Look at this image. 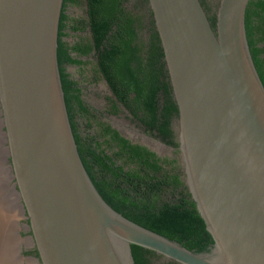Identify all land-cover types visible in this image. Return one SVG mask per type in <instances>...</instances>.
Listing matches in <instances>:
<instances>
[{"label": "water", "instance_id": "obj_1", "mask_svg": "<svg viewBox=\"0 0 264 264\" xmlns=\"http://www.w3.org/2000/svg\"><path fill=\"white\" fill-rule=\"evenodd\" d=\"M248 2L220 0L214 27L201 0H149L179 110L183 178L214 239L197 251L118 212L87 172L58 63L63 0H0V155L43 264H135L133 243L181 264H264V84Z\"/></svg>", "mask_w": 264, "mask_h": 264}, {"label": "trees", "instance_id": "obj_2", "mask_svg": "<svg viewBox=\"0 0 264 264\" xmlns=\"http://www.w3.org/2000/svg\"><path fill=\"white\" fill-rule=\"evenodd\" d=\"M127 0H86L88 20L67 12L63 0L58 35V63L65 101L78 151L96 188L118 212L134 222L189 249L208 251L214 239L200 215L176 159L162 157L146 145L134 143L106 121L83 134L79 119L94 124L92 107L68 65H86L94 53L96 72L108 82L120 102L151 133L175 147L171 119L179 116L163 47L154 23L149 22V44L138 38L141 16L128 10ZM202 1V0H201ZM204 5V2H202ZM206 11L214 27L216 15ZM245 26L250 51L264 84V0H249ZM90 28L91 37L70 44L66 36ZM116 107V106H115ZM135 264H181L154 250L132 244Z\"/></svg>", "mask_w": 264, "mask_h": 264}, {"label": "rangeland", "instance_id": "obj_3", "mask_svg": "<svg viewBox=\"0 0 264 264\" xmlns=\"http://www.w3.org/2000/svg\"><path fill=\"white\" fill-rule=\"evenodd\" d=\"M219 3L220 0H207L209 12L215 13V10H217L215 5L218 7ZM129 5L130 7L135 8L136 11L142 15H147V13H149V5H143L138 0H130ZM70 13H72L73 17L77 18L78 20H84L86 17L85 0H80L79 4L71 7ZM79 35L81 34L72 32L68 38H66V40L69 43H74L81 38H89L88 33H83L81 37ZM148 36V27H144L141 31V37L147 38ZM68 70L73 74V77L81 83L80 85L83 88V96L93 110V125L88 126L87 119L85 118L79 119L83 134L97 132L98 125L96 120L100 119L110 124L114 123L115 125L121 126V128L125 127L130 129L131 132L129 131V133H127L130 138L138 143H147L145 139H140L132 135L133 131L142 132L143 128L135 123V121L129 116L122 106H118L117 104L114 105V103H116L114 102V96L107 86L105 79L96 72L95 63L92 60H90L86 65H70L68 66ZM165 150L170 152V150H167V148ZM8 158L9 157L5 154L3 158L0 156V220H2V224L4 222L5 224L8 223V220H11L10 222H12L15 220V218L17 219V214L19 213L17 201L14 200V195L11 193L8 195L9 193H7L9 188H16V182L15 179L12 178L13 176ZM1 173L4 176H2ZM2 209L4 211L3 213ZM8 212H10V215H8ZM4 214H6V216ZM22 216L24 217V214H22ZM26 217L27 214H25L24 220H26ZM164 260L167 259L161 258L157 262H162Z\"/></svg>", "mask_w": 264, "mask_h": 264}, {"label": "flooded vegetation", "instance_id": "obj_4", "mask_svg": "<svg viewBox=\"0 0 264 264\" xmlns=\"http://www.w3.org/2000/svg\"><path fill=\"white\" fill-rule=\"evenodd\" d=\"M138 1L143 5L144 4L149 5L150 9H149V13H147V15H142L139 12H137L135 8L130 7V5H129L130 0H127L125 2V5H126L128 10L132 11L133 13H135L138 16H141V18H142V24L138 28L137 31H138L139 40H141V42L145 45L144 47L146 48V46H148V44H149L150 32H149V36L147 38H142L141 37V31L144 27L149 26V22L151 23V20L154 19V16H153V12L151 10L150 4H149V0H138ZM202 2H204V5L208 7L207 0H202ZM73 6H76V5L75 4H69L67 6V9H66V12L72 17H73V14L70 13V8ZM215 8L217 9L218 7L215 5ZM85 11H86V17L84 18V20H88L89 14H88V6L86 3V0H85ZM207 12H208V10H207ZM216 12H217V10H215V13H210V14L216 15ZM154 23H155V21H154ZM72 32L73 31H71V33ZM77 33L81 34V35H79L80 37L82 36L83 33H88L89 34L88 37L89 38L91 37V32H90L89 27H87L83 31H78ZM69 35L70 34H68L66 36V38H68ZM70 44H72V43H70ZM260 45L264 46V42L260 43ZM94 56H95L94 53H92L88 57L84 56L83 59H89L95 63L96 60H95ZM68 66H70V65H68ZM72 76H73V74H72ZM105 81H106V79H105ZM106 83H107V86L109 87L110 91L112 92L107 81H106ZM82 92H83V88H82ZM112 94H113V92H112ZM113 96H114V94H113ZM83 98H84V96H83ZM114 102H116V103H114V105L117 104L118 106H122L126 110V112L129 114V116L135 121V123H137L138 125H140L143 128L142 132L133 131L132 132L133 136H136L140 139H145L147 143L154 144V145H156L157 140L165 142L167 144L166 147H162L159 145V147L161 149H163V153L159 154L156 151L155 152L162 157L167 156V157H170L173 159L175 158L176 162L181 166V169L183 170V165H182V161H181V154H180V150H179L178 146L175 147L171 144H168L166 141L163 140L162 137L157 136L155 133H151L149 130H147V128L145 126H143L120 102L117 101L115 96H114ZM111 126L116 128L117 130H119L123 136L129 138L132 142L138 143L128 136L127 133H129V131L131 132L130 129H127L125 127L121 128V126L115 125L114 123H111ZM170 128L172 130V135H173L175 141L179 143V141H178V139H179V116H174L171 119ZM139 144H141V143H139ZM166 148H167V150H170V152L166 151L165 150ZM8 160L10 161V166H11L10 157L8 158ZM183 173H184V170H183ZM183 177H184V175H183ZM15 186H16L15 189L9 188L7 193H9L8 195H10V193L13 194L14 200H17L18 186H17V184H15ZM19 203H20V201H17V204H19ZM25 214H27V213L24 212V217L17 215V216H19V217H17V219L15 218V220H13L12 222H10L11 220H8V223H6V228L4 230L5 232H3V234L5 236L3 238H1V239H3L2 241L0 239V242L2 243V244H0V246H1L0 247L1 248L0 254H2V255H0V264H43L39 250L36 246L35 238L33 236V231H32L31 225H30V218L27 215L26 220H24ZM8 215H10V212H8ZM2 249H3V251H2Z\"/></svg>", "mask_w": 264, "mask_h": 264}, {"label": "bare ground", "instance_id": "obj_5", "mask_svg": "<svg viewBox=\"0 0 264 264\" xmlns=\"http://www.w3.org/2000/svg\"><path fill=\"white\" fill-rule=\"evenodd\" d=\"M0 156H1V155H0ZM1 174H2V173H1ZM2 176H4V175H2ZM4 180H5V179H4ZM0 183H1V182H0ZM0 190H1V189H0ZM1 203H2V202H1ZM2 210H3V209H2ZM4 224H5V222L2 224V220H0V228L3 229V227L6 226V224H5V225H4ZM7 225H8V224H7ZM5 228H6V227H5ZM2 229H0V230H1L0 233L3 232ZM4 232H5V231H4ZM6 232H7V231H6ZM1 234H2V233H1ZM1 236H5V235H1ZM2 238H3V237H2ZM2 240H3V239H1V241H2ZM3 242H4V241H3ZM0 244H2V243L0 242ZM0 247H1V246H0ZM0 249H1V248H0ZM3 249H4V248H3ZM3 249H2V251H3ZM0 252H1V251H0ZM0 255H2V254H0ZM2 263H3V262H2Z\"/></svg>", "mask_w": 264, "mask_h": 264}, {"label": "crops", "instance_id": "obj_6", "mask_svg": "<svg viewBox=\"0 0 264 264\" xmlns=\"http://www.w3.org/2000/svg\"><path fill=\"white\" fill-rule=\"evenodd\" d=\"M18 205H19V204H18ZM18 210H20V207H19V206H18ZM4 215L6 216V214H4ZM17 217H18V216H17ZM4 230H5V226L3 227L2 231L4 232ZM3 232H1L2 234L0 233V239H1L2 237H4V236H1V235H4Z\"/></svg>", "mask_w": 264, "mask_h": 264}]
</instances>
